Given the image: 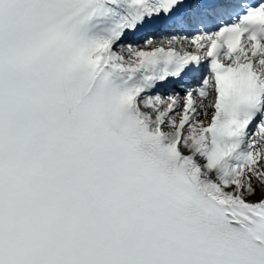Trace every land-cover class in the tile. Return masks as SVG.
<instances>
[{
    "label": "snow or ice",
    "instance_id": "obj_1",
    "mask_svg": "<svg viewBox=\"0 0 264 264\" xmlns=\"http://www.w3.org/2000/svg\"><path fill=\"white\" fill-rule=\"evenodd\" d=\"M0 264H264V0H0Z\"/></svg>",
    "mask_w": 264,
    "mask_h": 264
}]
</instances>
